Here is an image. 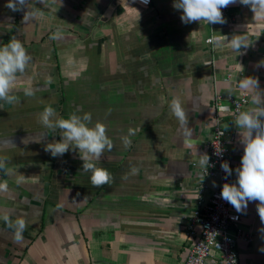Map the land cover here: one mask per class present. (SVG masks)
Instances as JSON below:
<instances>
[{"label": "crops", "instance_id": "crops-1", "mask_svg": "<svg viewBox=\"0 0 264 264\" xmlns=\"http://www.w3.org/2000/svg\"><path fill=\"white\" fill-rule=\"evenodd\" d=\"M7 2L0 0V46L15 38L32 59L26 79L14 86L18 103L0 101V182L8 185L0 191V213L26 220L18 242L0 216V264H182L192 242L188 221L196 188L204 183L193 164L208 155L215 92L240 95V79L250 76L264 93V20H254L239 0L222 9L223 24H184L174 0H152L151 6L29 0L40 14L27 21V8L13 12ZM57 30L60 39H51ZM237 34L249 43L240 52L229 43ZM212 36L221 39L208 44ZM25 87L35 94L25 96ZM173 97L181 100L190 135L170 114ZM46 106L59 118L79 110L106 125L114 147L97 166L110 172L112 184L93 187L78 150L56 158L44 150L61 138L38 122ZM253 107L249 95L245 110ZM225 121L235 136L236 183L244 146L233 120ZM129 129L134 134L125 147ZM205 182L207 200L218 179ZM257 203L250 201L244 213L230 205L255 236L251 244L240 242V264H264Z\"/></svg>", "mask_w": 264, "mask_h": 264}, {"label": "clouds", "instance_id": "clouds-1", "mask_svg": "<svg viewBox=\"0 0 264 264\" xmlns=\"http://www.w3.org/2000/svg\"><path fill=\"white\" fill-rule=\"evenodd\" d=\"M44 4L45 0H41ZM145 4L149 0H143ZM237 0H174L173 7L182 11L180 17L182 23L189 24L205 21L207 24H223L226 20L222 9ZM239 3L250 7L254 20H264V0H239ZM29 0H8L5 5L13 12L23 11L25 8L24 20L34 19L40 14V9L29 6ZM53 40L60 39V31L57 30L50 37ZM213 40L219 42L221 37L214 36ZM234 51L240 52L247 48L249 43L243 35H233L229 41ZM32 57L21 41L12 38L7 44L0 46V101L12 105L18 103L14 86L21 80L26 79L25 72ZM264 66V60L259 62ZM239 88L243 95L251 96V103L255 107L241 111L237 108L238 114L233 122L240 130V143L244 146L241 165L236 168V183H224L221 191V198L234 207L237 213H244L249 202L257 203V212L261 223L264 224V93L259 89V81L253 77H244L239 81ZM25 96L31 97L35 89L25 87L22 89ZM170 114L174 115L180 122L181 128L186 135L188 131V118L179 97H173L170 105ZM38 122L53 132L59 130L60 139L45 145V151L53 158L63 156L70 148L73 152L78 150L79 159L83 161L82 169L90 172V183L93 187H102L113 183V176L104 167H98L97 162L101 160L105 151L111 152L114 144L107 135L106 125L100 121L92 122L91 113L83 115L77 112L72 113L69 118H59L57 111L52 106H46L38 116ZM134 134L129 129L128 136L122 137L125 147L130 146L129 136ZM218 156L222 153L217 149ZM210 157L207 154L200 155L199 166L207 170ZM5 168V159L0 157V169ZM221 169L226 177L233 174L232 168L227 161L221 163ZM138 169L133 167L132 173ZM225 177V178H226ZM205 177H201L204 180ZM213 186L216 182L213 181ZM7 182H0V191H6ZM3 221L12 230L16 241L23 240V232L26 229V220L23 217L12 219L10 214L0 213ZM264 232V228L260 229ZM259 251L264 252V247Z\"/></svg>", "mask_w": 264, "mask_h": 264}, {"label": "built area", "instance_id": "built-area-1", "mask_svg": "<svg viewBox=\"0 0 264 264\" xmlns=\"http://www.w3.org/2000/svg\"><path fill=\"white\" fill-rule=\"evenodd\" d=\"M143 6H151L152 0L147 4L143 0H134ZM223 15H227L224 10ZM214 37V36H212ZM209 37L208 44L216 41ZM249 103V95H223L215 92L213 98L214 121L212 124V136L208 143V156L210 157L207 170L199 166L204 178V183L196 188L197 205L188 221V234L192 239L189 254L182 264H207L208 259L215 256L218 264H240L239 244L244 242L251 244L255 240L253 232L241 227V215L230 209V204L224 201L220 194L224 183L232 184L234 175V161L231 145L235 136L227 127L225 118L234 120L238 114L237 108L244 111ZM217 149L222 155L218 156ZM227 161L233 170L231 176H227L221 169V163ZM226 177V178H225ZM209 178L218 179V186L209 199L204 198V192L208 188L205 182Z\"/></svg>", "mask_w": 264, "mask_h": 264}]
</instances>
